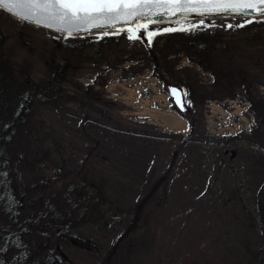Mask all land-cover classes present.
<instances>
[{
  "label": "rangeland",
  "instance_id": "374dc122",
  "mask_svg": "<svg viewBox=\"0 0 264 264\" xmlns=\"http://www.w3.org/2000/svg\"><path fill=\"white\" fill-rule=\"evenodd\" d=\"M255 19L264 17L200 18L147 30L210 27L229 47L215 50L216 60L234 75L246 72L252 96L264 104V23L253 29L247 21ZM118 33L119 44L110 51L106 66L90 49L65 56L56 41L61 45L75 36L20 21L0 9V52L15 69H27L36 82L51 83L58 65L68 62L55 81L64 101L37 108L14 146L12 169L20 192L55 198L75 171H81L76 180L87 179L104 189L106 202L100 210L84 213L81 207L78 214L84 218L75 236L60 242L64 264H254L250 251L259 222L243 217L242 209L247 207L256 217L261 201L264 124H257L242 96L232 98L184 56L179 65L187 68L194 108L185 109L186 91L172 80L171 86L160 81L155 88L164 94L172 115L184 120L173 105L194 117V132L185 138L187 133L162 122L164 107L158 102L150 106V117L136 114L140 101L123 98V87L142 81L154 86L157 79L145 50L128 38L130 32ZM127 57L132 60L125 61ZM87 84L105 93L106 104L86 93ZM118 84L122 87L117 92ZM149 92L142 89V94ZM228 146L234 147L233 155ZM145 196L143 212L130 226L132 215L121 208ZM28 211L25 207L23 213ZM30 248L38 262L36 237Z\"/></svg>",
  "mask_w": 264,
  "mask_h": 264
},
{
  "label": "trees",
  "instance_id": "16d2710c",
  "mask_svg": "<svg viewBox=\"0 0 264 264\" xmlns=\"http://www.w3.org/2000/svg\"><path fill=\"white\" fill-rule=\"evenodd\" d=\"M262 22L264 23V19H255L249 25L255 29L260 27ZM181 28L186 30L150 31L141 28L130 33L137 37L135 42L145 50L152 76L163 82L164 86L170 85L169 79L181 85L189 100L185 109L189 111L194 108L196 103L187 68L179 65V57L184 56L188 62L208 72L214 85L229 90L232 98L242 96L254 112L257 124H264V104L252 96L251 82L246 72L234 75L214 57L215 50H228V44L210 32L211 28L207 26L186 25L170 29ZM149 32L157 34L149 38ZM119 41V33L113 32L96 34L94 38L89 39L81 35L70 37L61 45L59 41H56V44L65 51V56L90 49L98 56L100 62L108 66L109 53ZM124 60L130 61L132 57ZM64 61V64L58 65L53 75L54 82L51 80V83H42L33 80L27 69H15L0 52V264H64L60 242L75 236V229L84 218L78 211L82 208L84 213L87 210H100V206L106 202L105 191L101 186L87 179H75L80 177L81 171H75V177L63 186V192L52 199L45 198L43 192L34 198L21 193L15 180L12 169L14 146L22 133L27 131L35 110L44 105L56 106L60 101H64L61 99L60 86L55 84L57 76L68 66L67 59ZM102 86L105 87L106 83ZM85 91L103 104L109 100L104 98V92L94 91L93 84H87ZM172 108L186 120L189 133L184 137L188 138L196 128L194 117L184 116L176 106L172 105ZM257 128L251 127V130L257 131ZM228 147L233 155L234 147ZM263 159L264 157V167ZM84 163L85 161L81 165L84 166ZM43 184L48 187V183ZM258 195L261 201L256 217L247 207H243L242 214L250 222H259V234L250 252L254 256V264H264V182ZM146 202L147 196L140 198L127 209L121 208L123 214L131 213L130 226L136 224ZM25 207L30 211L24 214ZM33 237H36L40 244L41 259L38 262L35 260V252L30 248Z\"/></svg>",
  "mask_w": 264,
  "mask_h": 264
},
{
  "label": "snow or ice",
  "instance_id": "6c2138e0",
  "mask_svg": "<svg viewBox=\"0 0 264 264\" xmlns=\"http://www.w3.org/2000/svg\"><path fill=\"white\" fill-rule=\"evenodd\" d=\"M0 9L7 11L20 21L66 32L71 36L81 30L108 26L114 28L121 21L128 22L144 15L180 12H197L199 15L233 12L237 14L253 11L264 14V0H0ZM159 9L160 12H146ZM251 23V21H247ZM243 27V25H239ZM147 28V24H137ZM228 27H232L229 25ZM186 29H165L176 31ZM131 33L133 29H128ZM157 33L149 32V38ZM134 40L137 37L130 34ZM172 92H176L172 89Z\"/></svg>",
  "mask_w": 264,
  "mask_h": 264
},
{
  "label": "water",
  "instance_id": "95a60500",
  "mask_svg": "<svg viewBox=\"0 0 264 264\" xmlns=\"http://www.w3.org/2000/svg\"><path fill=\"white\" fill-rule=\"evenodd\" d=\"M2 11L8 13L7 11L1 9ZM161 10L159 9H147L146 12L151 13V12H160ZM9 14V13H8ZM11 15V14H9ZM12 16V15H11ZM233 17H238V18H259V17H264V14L258 15L257 13L253 11H245L244 13L237 14L233 12H224V13H211V14H205V15H199L197 12H180L175 15H169L166 12L163 14H156V15H144L140 17H136L135 19L128 21V22H118L115 24L114 28H110L108 26H104L102 28H93L88 31H79L73 33L71 36H77V35H89V34H101V33H113V32H121V31H128V29H133V31L138 30L136 27L137 24H147L148 26H158V25H167V24H174V23H182L190 20H195V19H200V18H233ZM15 18V17H14ZM24 22V21H23ZM32 25H35L30 22H26ZM37 26V25H35ZM41 28H45L43 26H38ZM48 29V28H45ZM140 29V28H139ZM51 30L55 33L67 35L66 32H57L54 29H48Z\"/></svg>",
  "mask_w": 264,
  "mask_h": 264
},
{
  "label": "crops",
  "instance_id": "0c3cea01",
  "mask_svg": "<svg viewBox=\"0 0 264 264\" xmlns=\"http://www.w3.org/2000/svg\"><path fill=\"white\" fill-rule=\"evenodd\" d=\"M120 87H122V86L118 84V86H115L114 89L117 91V89ZM143 88H150V92L148 95L142 94ZM123 90H124V94L126 96L123 95L122 97L127 98L128 102L134 103L136 101H140L139 105L142 108L138 109L139 111L135 112L136 114L147 115L150 117L151 116L150 112L152 111L150 106L154 102H158L162 105V107H164V110H163L164 112H162L163 114L172 115V113H171L172 110L170 108H168V106L166 105L167 101L165 100L164 94L158 92L157 89L153 86V84H149L147 81H142L140 83H137L136 85H134L131 88L123 87ZM111 96L116 97L115 95H111ZM141 102H143V104H141ZM173 116H175V115H173ZM175 117H178V116H175ZM178 118L181 119L180 117H178ZM177 130H178V132H181V133H189V126H188L187 122L185 120H182L181 126Z\"/></svg>",
  "mask_w": 264,
  "mask_h": 264
},
{
  "label": "bare ground",
  "instance_id": "6f19581e",
  "mask_svg": "<svg viewBox=\"0 0 264 264\" xmlns=\"http://www.w3.org/2000/svg\"><path fill=\"white\" fill-rule=\"evenodd\" d=\"M162 118V122L167 123L171 128L178 129L181 126L182 120L173 115L159 114Z\"/></svg>",
  "mask_w": 264,
  "mask_h": 264
},
{
  "label": "built area",
  "instance_id": "2783aa9c",
  "mask_svg": "<svg viewBox=\"0 0 264 264\" xmlns=\"http://www.w3.org/2000/svg\"><path fill=\"white\" fill-rule=\"evenodd\" d=\"M153 83H154V87H156L157 84H160V82L157 81V80H155V79H154V82ZM233 126L236 128V130H238L235 123H233Z\"/></svg>",
  "mask_w": 264,
  "mask_h": 264
}]
</instances>
